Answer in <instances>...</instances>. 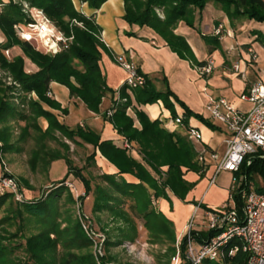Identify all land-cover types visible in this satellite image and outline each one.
Listing matches in <instances>:
<instances>
[{"label": "trees", "instance_id": "16d2710c", "mask_svg": "<svg viewBox=\"0 0 264 264\" xmlns=\"http://www.w3.org/2000/svg\"><path fill=\"white\" fill-rule=\"evenodd\" d=\"M80 1L87 3L92 10H99L108 0ZM210 1L226 14L232 25L245 19L264 23L263 0H124L123 19L130 25L153 30L174 53L202 67L209 59L198 62L193 49L185 37L176 33V29L182 22L195 29L193 17L196 10L204 9ZM23 4L42 10L66 38H73L68 48L51 56L21 40L15 26L29 21L23 12ZM101 38L102 28L95 16L78 11L72 0H0V70L9 72L16 83L5 88L0 79V125L3 126V130H0V141L3 142L0 150L8 152L16 148L12 142L11 125L22 121L25 126L18 142L25 143L29 139L36 141V148L29 160L32 171L42 169L49 173L51 164L59 160L65 161L68 167L66 178L52 185L40 199H28L23 189L24 200L18 203H14L15 197L11 192L0 194V213L5 212L0 218V264H107L104 258L100 263L96 261L90 251V241L70 214L60 220V204L74 205L76 201L67 183L72 176L85 188L87 195L94 196V211L107 212L125 220L126 228H122L123 239L117 243L118 246L124 241L134 242L139 235L135 220L125 211L127 204L143 219V226L148 232L159 241L166 238L175 244L173 223L155 210L153 202L158 199L172 202L171 196L180 202L185 201L196 186L188 182L185 175L194 172L203 177L210 167L208 162L199 161V155L188 137L191 128L188 121L196 118L214 129L213 124L193 112L169 85L166 90L159 91L137 66L138 73L146 79L143 86L132 88L124 83L117 91L111 89L101 68V49H105ZM204 38L214 49L220 46V37ZM258 38L264 43V37ZM15 48H19L23 55L8 59L5 51ZM25 59L37 68L35 73L26 72ZM52 83L68 88L72 99L79 100L89 111L97 114L110 94L112 103L103 118L122 137L123 145L102 140L101 133L91 127H70L65 122L69 109L49 96ZM159 101L170 111L173 119L178 117L175 105L183 109L186 134L167 130L163 121L151 120L139 108ZM134 107L135 118L128 114V110ZM110 111L113 112L111 116L108 114ZM41 119L47 123L44 130L40 125ZM67 141L88 153L87 166H98L99 160L103 159L114 172H105L94 183V179L85 174L86 168L74 165ZM52 142L60 148H51ZM134 145L139 158L132 153ZM247 161L234 174L239 188L231 194L238 210L242 206L238 192L244 187L240 186L245 183L244 178L248 177L249 182L255 183L251 178L252 173L264 175V162L261 159H255L251 165ZM125 175L134 177L138 183L128 181ZM255 190L261 192L256 185ZM29 218L36 220L39 232L25 236L23 230ZM14 226L17 228L14 232L7 228ZM220 233L194 229L192 235L197 244H202ZM21 238L25 240V245L13 244ZM236 245H240L239 240L230 241L225 247V256L217 260L204 259L202 264H249L248 256L242 251L229 257L228 251ZM21 248L27 259L16 257L17 250ZM180 248L183 262L188 251L187 236L181 240ZM170 251L176 255L175 247H171Z\"/></svg>", "mask_w": 264, "mask_h": 264}, {"label": "rangeland", "instance_id": "374dc122", "mask_svg": "<svg viewBox=\"0 0 264 264\" xmlns=\"http://www.w3.org/2000/svg\"><path fill=\"white\" fill-rule=\"evenodd\" d=\"M225 16L226 14L221 11L213 1L208 2L204 9L196 10L193 17L195 25L193 32L195 37L190 36L188 38L194 51L195 59L198 62L206 60L210 55L209 44H207L204 37L211 35L216 22ZM182 24L187 26L184 22H182ZM178 27L176 33L178 32ZM253 30H260L264 34V24L255 20L245 19L244 23L240 25L239 29L236 31V40L224 37L225 39L222 40V47L214 49L213 56L217 62L214 75H222V69L220 67L223 64L224 55L229 57L228 59L230 60L238 57V43L240 44L249 40L253 44L252 48L254 50L261 51V44L253 41V37H249L250 31ZM138 46L142 48V44ZM145 46L146 50H144L145 48L142 49L145 51V56H143V58L146 62V70L149 68V72H161L163 78L166 79V88L167 85H169L170 89L173 90L181 101L190 106L194 112L202 115L205 119H209L210 115L207 111V105L213 96V90H215V85L210 79L211 77L207 78L203 76L198 71V67L195 63L191 62L189 59L178 56L169 47L166 48V50H161L160 48H153L150 45ZM39 51L47 54L44 49H40ZM19 54L23 55L19 48L5 51V55L8 59H12ZM249 59L250 57L246 60ZM25 62L26 72L29 74L35 73L37 68L31 61L25 59ZM248 77L250 81L262 79V75L255 76L254 73L250 71ZM0 79L3 81L5 88L16 84L11 74L7 71L0 70ZM241 79V77H238V80L232 82V84L229 83V89H227V91H229L228 93L235 95L239 90L244 88L245 83ZM227 91L225 94L229 95ZM40 125L43 130L47 127V123H45L43 119L40 120ZM24 126L25 122L22 121L12 123L11 125L12 142L15 143L16 148L8 152H6V150H0V158L2 161L0 163V177H14L18 182L20 190H25L26 197L31 200H37L42 198L52 185L66 178L68 167L65 161L59 160L51 164L49 173H46V171L42 169L33 172L29 160L32 151L36 148V141L34 139H29L25 143L18 142ZM0 130H3V126L1 125ZM67 143L71 147V160L74 165L78 168H86L85 174L92 177L94 183L99 181V177L105 173L104 168L94 165L87 166L86 158L88 153L84 151L83 148L71 142L67 141ZM2 146L3 142L0 141V149ZM17 147L22 149L18 150L19 148ZM50 147L53 149L60 148L55 142L50 143ZM226 149V145L221 147L219 151L221 157L226 152ZM206 160L208 164H211L212 161L209 156H207ZM210 167L212 168H209L203 177L200 175L197 177L195 176L196 182L194 183L196 186L193 188V192L191 191L192 197L188 202H186L187 197L185 201L181 203L172 196V202L163 199H158L153 202L155 210L161 212L165 218L173 223V231L176 236L175 244L171 243V241L166 238L159 241L158 238L148 232L143 226V219L130 210L127 204L124 207L125 211L129 214L128 216L130 218L135 220L139 235L134 242L124 241L122 245L118 246L117 243H120L119 241L123 239L121 236L122 228H126L125 220L121 217H113V215L107 212L94 211V196L92 194L87 195L85 188H82L81 184L75 181L73 176L69 178L67 183L76 201L74 205L67 204L64 206L65 204H63V202L60 204L59 213L62 215L60 220L67 214H70L72 219L80 224L84 235L91 243L90 251L98 263L104 258L107 264H176L174 258L180 256L181 259V240L189 225L194 223L196 224L194 227L200 229V226L197 224L201 223L205 208L221 206L227 202L229 198L228 192L235 175L232 172L222 171L217 175L215 184L210 186V180L213 178L216 171L214 165ZM190 178L191 177L188 176V180ZM243 178L244 176L242 175L241 179ZM251 178L255 181L258 189L261 190L264 188V178L260 173H252ZM3 193L4 192L0 189V194ZM200 200L204 202L203 207H201ZM14 201V203H18L16 199ZM4 215L5 212H1L0 218ZM37 226L36 220L29 218L23 230L24 235L30 236L31 234L38 233L39 228ZM7 228L11 232L17 229L15 226ZM17 243L25 245L26 242L21 238L13 242V244ZM171 247L176 248V255L171 253ZM195 248H199V246L195 244ZM188 253H190V248L186 253L185 261L180 262L181 264H188ZM16 257L27 259V255L24 253L23 248L17 250ZM190 257H192V255H190Z\"/></svg>", "mask_w": 264, "mask_h": 264}, {"label": "built area", "instance_id": "2783aa9c", "mask_svg": "<svg viewBox=\"0 0 264 264\" xmlns=\"http://www.w3.org/2000/svg\"><path fill=\"white\" fill-rule=\"evenodd\" d=\"M23 12L29 21L15 26L21 40L31 44L36 50L44 49L47 54L53 56L68 48V44L73 38H66L42 10L23 4ZM223 30V25H218L214 35L222 39L224 37ZM227 35L234 36L231 32H228ZM245 50L253 62L258 60V53L251 46L246 47ZM117 62L126 72L125 83L130 87L137 88L145 84V77L138 73L137 67L132 62L122 56L117 58ZM247 64L246 61L244 64L241 62L234 64L233 72L245 79ZM215 66V60L210 58L206 65L198 67V71L207 77L214 72ZM49 96L51 97L50 93ZM240 99L251 105L247 111L240 110L223 97H212L207 105L211 119L223 124L229 133V137L225 141L227 149L222 157L217 152L208 151L205 148L197 150L201 163L206 164L207 156H209L215 166L216 171L210 180V186L215 184L217 175L222 171L238 173L247 159L248 165H251L255 159H261L264 162V84L261 81L251 84ZM108 114L111 116L113 112L110 111ZM169 123L175 127L182 126V115L179 114L176 119L170 117ZM165 128L171 132L176 130L171 129L167 123ZM188 137L194 146L202 143V134L194 127L188 130ZM262 176L264 178V175ZM244 179L245 183L240 185H244V187L238 192L242 202L240 210L237 209L236 201L231 194L239 188L234 177L227 202L218 207L207 208L201 223L197 224L200 229L194 227L196 225L194 223H191L186 229L184 236L188 238V250L190 248V253L187 254L188 264H202V261L207 258L210 260L222 258L225 256V247L234 239L239 240L240 245H236L228 251L229 257L242 251L248 256L249 264H264V188L261 189V192L256 191V184L249 182L248 177ZM0 189L2 192H11L18 202L24 200L14 177H0ZM194 229L199 231L215 230L221 233L208 239L205 243L197 244L192 235ZM195 244L199 248H195ZM174 260L176 264H181L180 256L175 257Z\"/></svg>", "mask_w": 264, "mask_h": 264}, {"label": "crops", "instance_id": "0c3cea01", "mask_svg": "<svg viewBox=\"0 0 264 264\" xmlns=\"http://www.w3.org/2000/svg\"><path fill=\"white\" fill-rule=\"evenodd\" d=\"M72 1L75 5V8L78 11L86 14L87 16L94 15L97 24L102 28L101 40L105 49H101L102 52L101 68L103 75L106 78L107 85L111 89L115 91L119 90L121 86L125 83V80L127 78L126 72L117 62V58L122 56L124 59H127L128 61L132 62L135 66H137L144 74L148 75L149 79L154 83V85L159 91L166 90V84H165L166 82L163 76L161 75L162 73L149 72V68L146 70L145 68L146 62L143 58V56H145L144 55L145 51H143L142 48H145L144 50H146L145 45H150L153 48H157V49L160 48L161 50H166L168 46L164 43V41H162L159 38V36H157L154 33L153 30L149 28H140L137 25H130L126 21H124L123 19L125 15L124 0H108L99 10L90 9L87 3H82L80 0H72ZM224 18H221L216 22L214 30L212 34L209 36L215 37L214 35L215 29L218 27V25H223L224 37H229L232 40H236L237 39L236 31L237 29H239V26L244 23V20L237 21L235 22L234 25H232L227 16H225ZM193 31L194 29L180 23L177 34H180L181 36L185 37V39L190 45L188 37L190 36L195 37ZM226 32L227 33L231 32L233 33L234 36L230 37L227 35ZM259 36L264 37V34L260 30H253L250 31L249 33V37H253V41L259 42L261 44V51L255 50L258 53V60L256 62H253L251 59L246 60L249 58V55L248 54L246 55V50H245L246 46L249 45L253 47L252 46L253 44L249 40L237 44L239 49V54L238 57H236V59L230 60L228 59L229 57L224 55L223 64L220 67L222 69V75L221 74L214 75L217 68V62L215 61L216 66L214 72L211 75L207 76V78L211 77L210 79L215 85V90H213L212 97L226 98L230 103L234 104L236 107H238L240 110L243 111H247L250 108L251 105L247 102L241 101L240 97L248 90L250 85L255 83L256 81H261L264 84V43L263 40L258 38ZM224 37L220 39L219 47H222V40L225 39ZM141 44H142V48L138 46ZM209 49H210V55L206 60L203 61H207L210 58L214 59L213 56L214 47L209 45ZM244 61L248 63L246 68V78L241 79L245 83V86L244 88L239 90L237 94L235 95L230 94L228 93L229 91H227V89H229L228 88L229 83L232 84V82L238 80L239 77L233 72L232 69L233 65L239 62L244 64ZM249 71L253 72L255 76L262 75V79L250 81L248 77ZM226 91L229 95L225 94ZM50 94L52 98H54L55 100L61 103L62 107L69 109L70 113L68 116L65 117V122L68 125H70V127H76L77 125L91 127L96 131H98L99 133H101L102 140H112L118 145L121 146L123 145L122 137L119 136L117 134V131L114 129V127L109 122L105 121L103 118V114L107 111V109L110 107L112 103L110 94H108L107 97L104 99L101 112L98 114L89 111L86 108V106L79 100L72 99L70 97V92L68 88L62 85H59L57 83H52ZM175 106L178 115L179 114L183 115L184 114L183 109L177 104ZM188 107L194 112V110L190 106ZM139 108L145 111L149 115L151 120L160 119L161 121L164 122V125L167 123L169 124V127L171 129H176L175 130L176 132H179L181 134H186V126L182 125L175 127L173 124L169 123V118L171 117V113L169 110H167L164 107V104L161 101H159L157 104L154 105H147ZM134 109L135 107L133 109L128 110V114L135 118ZM208 120L213 124V126L215 127L214 129L208 127L206 124H204L203 122L199 121L196 118H191L188 121L190 127H194L198 129L202 134V143L194 147L196 151L198 149L205 148L208 151H215L220 155L219 151L221 147L225 145V141L228 139L229 133L223 124L212 120L210 116ZM136 125L139 126L138 123H136ZM132 153L135 156H137V158H139L138 157L139 153H137V148L135 145L132 148ZM98 166L103 167L105 172H114V169L109 167V164L103 159L99 160ZM210 166H213L212 162ZM188 176L191 177L189 180H188ZM195 176L197 177L198 174L193 172H188L185 175V179L188 180V182L194 183L196 182ZM125 177L130 182L138 183V181L130 175H125ZM192 192H190L187 195L186 202H188L189 199L192 197ZM228 197H229V192H228ZM200 203L202 206H204V202H201L200 200Z\"/></svg>", "mask_w": 264, "mask_h": 264}]
</instances>
